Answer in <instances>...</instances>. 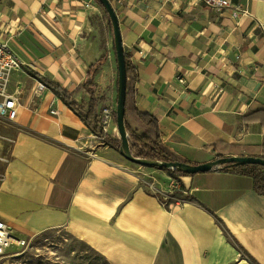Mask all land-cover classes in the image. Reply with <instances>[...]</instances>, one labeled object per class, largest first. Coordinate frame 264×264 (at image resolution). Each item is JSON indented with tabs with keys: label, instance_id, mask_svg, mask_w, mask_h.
<instances>
[{
	"label": "crops",
	"instance_id": "crops-1",
	"mask_svg": "<svg viewBox=\"0 0 264 264\" xmlns=\"http://www.w3.org/2000/svg\"><path fill=\"white\" fill-rule=\"evenodd\" d=\"M109 1L134 68L135 106L154 115L170 151L191 164L264 155V0H229L236 13L198 0ZM5 23L24 26L9 46L32 80L28 69L78 102L89 99L79 87L88 67L106 54L94 96L110 111L104 130L119 138L113 35L101 6L0 0ZM7 89L17 131L0 174V218L16 236L62 229L108 264H264V195L250 177L219 165L171 176V187L149 182L46 86L32 104Z\"/></svg>",
	"mask_w": 264,
	"mask_h": 264
},
{
	"label": "trees",
	"instance_id": "trees-1",
	"mask_svg": "<svg viewBox=\"0 0 264 264\" xmlns=\"http://www.w3.org/2000/svg\"><path fill=\"white\" fill-rule=\"evenodd\" d=\"M103 9L107 15L109 26L111 27L110 19L108 17L107 11L103 4L98 0H95ZM112 29V28H111ZM105 53H103L100 58L93 64H91L85 74V79L79 86L87 95L89 96L88 101H76L71 92L66 91L57 83L45 78L41 74L33 71L27 70V72L36 78L38 81L42 82L47 88H49L55 95H57L64 104H66L88 127L92 134L101 138L102 143L109 145L116 150L121 148V140L119 138H112L104 130V123L102 121V108H98V99L95 98V83L94 76L102 66ZM125 67H126V97L124 105V116L123 123L124 128L127 133V141L129 150L133 157L135 158H145L151 161H162V162H186L178 155L170 151L160 139L159 123L154 115L148 112H140L135 106V78H134V68L130 64L129 59L125 53ZM112 120L116 124V112L115 110L111 113ZM128 117H132L134 120L139 122L143 127V131L137 133L133 129L129 122ZM261 157H264L262 155ZM219 168H230L235 172L250 177L252 180L253 189L264 195V166L259 164L251 163H231L223 164ZM218 169V168H217ZM166 172L173 177L178 174H186L180 169H165ZM188 174V173H187ZM160 201L163 200L160 198Z\"/></svg>",
	"mask_w": 264,
	"mask_h": 264
},
{
	"label": "rangeland",
	"instance_id": "rangeland-1",
	"mask_svg": "<svg viewBox=\"0 0 264 264\" xmlns=\"http://www.w3.org/2000/svg\"><path fill=\"white\" fill-rule=\"evenodd\" d=\"M115 76H117V64L115 65ZM9 79L7 83L9 91L21 95L22 102L27 97H31L30 104H32L33 98L45 91L44 89L42 93H37L36 82L25 72L23 66L14 70ZM16 131L15 121L0 117V174L2 166L9 158L13 135ZM131 164L137 168L139 176L146 178L149 182L156 184L158 180L169 187L175 184L174 178L166 172L165 168L133 162ZM142 181L150 186V183L146 184L144 180ZM17 238L18 242L14 243L4 257L0 258V264H108L89 245L62 229H49L35 235L17 236Z\"/></svg>",
	"mask_w": 264,
	"mask_h": 264
},
{
	"label": "water",
	"instance_id": "water-1",
	"mask_svg": "<svg viewBox=\"0 0 264 264\" xmlns=\"http://www.w3.org/2000/svg\"><path fill=\"white\" fill-rule=\"evenodd\" d=\"M105 7L108 17L110 19L112 35H113V46L117 64V96H116V126L121 140V148L119 152L130 162L147 165V166H158L165 169H180L188 174H195L198 172H206L214 169V167L221 166L223 164H259L264 166V157L261 156H250V155H233V156H222L214 160L191 164L187 162H162V161H151L145 158H135L132 156L128 141L127 133L124 128L123 116H124V105L126 97V67H125V52L122 45V38L119 28V21L116 12L109 0H98Z\"/></svg>",
	"mask_w": 264,
	"mask_h": 264
},
{
	"label": "built area",
	"instance_id": "built-area-1",
	"mask_svg": "<svg viewBox=\"0 0 264 264\" xmlns=\"http://www.w3.org/2000/svg\"><path fill=\"white\" fill-rule=\"evenodd\" d=\"M218 11L222 9H230L233 12L240 11L239 7H232L229 0H198ZM246 13V11H242ZM23 27L21 24L5 23L0 27V117L13 121L17 116L16 97L8 93L7 83L11 73L22 66V62L17 55L11 50L9 41L19 35ZM181 82L183 79L179 78ZM45 89V85L38 81L36 90L38 92ZM50 114H56V109L51 108ZM110 117L108 108L102 109V121L105 124ZM166 199L169 196L165 197ZM163 204H166L164 199ZM18 242L17 236L12 232L11 228L0 218V258L4 257L8 249Z\"/></svg>",
	"mask_w": 264,
	"mask_h": 264
},
{
	"label": "bare ground",
	"instance_id": "bare-ground-1",
	"mask_svg": "<svg viewBox=\"0 0 264 264\" xmlns=\"http://www.w3.org/2000/svg\"><path fill=\"white\" fill-rule=\"evenodd\" d=\"M102 115V114H101ZM166 205V204H165Z\"/></svg>",
	"mask_w": 264,
	"mask_h": 264
}]
</instances>
